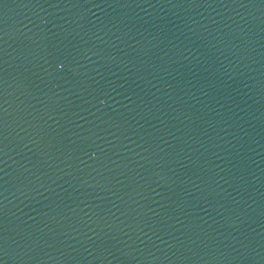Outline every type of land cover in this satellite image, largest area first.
Masks as SVG:
<instances>
[{
    "label": "water",
    "instance_id": "1",
    "mask_svg": "<svg viewBox=\"0 0 264 264\" xmlns=\"http://www.w3.org/2000/svg\"><path fill=\"white\" fill-rule=\"evenodd\" d=\"M0 264H264V53L230 0H0Z\"/></svg>",
    "mask_w": 264,
    "mask_h": 264
}]
</instances>
